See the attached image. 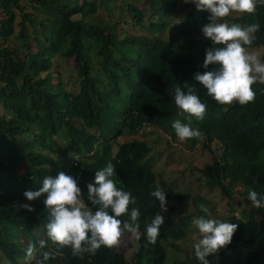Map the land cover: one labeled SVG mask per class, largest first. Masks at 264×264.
<instances>
[{"label":"trees","instance_id":"trees-1","mask_svg":"<svg viewBox=\"0 0 264 264\" xmlns=\"http://www.w3.org/2000/svg\"><path fill=\"white\" fill-rule=\"evenodd\" d=\"M28 4L34 12L22 0H0V107L6 111L0 115V259L26 264L27 246L38 248L41 239L47 240V194L30 201L26 191H39L46 176L54 178L63 171L77 179L82 201L94 208L87 199V185L94 182L96 171L112 163L117 187L136 197L141 213L134 257L128 260L117 247H102L95 255L79 258L69 247L55 248L49 241L46 250L55 255L46 264H164L163 240L183 239L191 216H170L157 242H148L146 225L160 204L151 196L158 186L155 152L145 141L117 140L121 134L151 126L185 147L201 142L211 150L212 142L218 145L219 154L206 169V184L229 200L227 222L239 226L231 244L208 257L210 264H264V207L256 208L248 199L249 189L264 194V85L252 86L256 96L247 105H220L195 83L194 74L206 71V50L213 46L201 35L211 13L186 0H28ZM115 10L126 13L141 33L121 36L120 16H102ZM253 23L260 30L247 47L264 44V0H257L253 14L235 17L232 24ZM58 56L74 60L78 91L67 86L60 73L53 75ZM185 83L196 87L206 113L202 121L192 118V127L202 135L181 141L172 123H188V114L175 105L174 88L187 91ZM163 189L171 212L191 198L197 216L205 215L199 205L208 206L210 201ZM233 201L241 207L239 215L233 213ZM194 251L175 264H200Z\"/></svg>","mask_w":264,"mask_h":264},{"label":"clouds","instance_id":"clouds-1","mask_svg":"<svg viewBox=\"0 0 264 264\" xmlns=\"http://www.w3.org/2000/svg\"><path fill=\"white\" fill-rule=\"evenodd\" d=\"M194 3L198 10L211 13L208 23L202 28L205 38L213 46L206 50L203 63L204 72H196L194 81L206 89L207 95L220 105H231L238 102L247 105L256 96L254 84L264 85V63L254 52L247 51L245 46L253 42V34L260 30L258 23L247 26L229 24L225 21L231 13L253 14L257 0H186ZM210 65L215 67L209 69ZM174 88L175 105L187 113L188 123L175 120L172 128L181 141L199 138L202 133L192 127V118L202 121L206 113V104L196 94L194 85L185 83ZM115 167L108 163L106 167L95 172L93 183L87 185V199L94 208L87 207L81 200L82 190L75 177L61 171L56 177L46 176L39 191H26L28 200H35L47 194L44 200L48 215L46 224L47 240L41 239L39 247L29 244L26 248V264H46L54 258L55 253L46 250L51 242L52 247H69L74 257L83 258L85 254L95 255L102 247L112 249L121 243L125 232L137 240L140 239V210L135 207L137 199L130 191L117 187L113 179ZM151 196L160 202L159 211L146 225V237L154 245L165 223L167 212L166 192L160 186L151 192ZM248 199L256 208L264 207V194L249 189ZM130 205L132 206L130 208ZM22 207L34 211L29 204ZM199 208L205 214L193 217L192 225L198 230L199 239L194 245L195 257L200 264H210L208 257L217 254L231 244L238 224L212 219L211 212L205 204ZM127 216V219H121Z\"/></svg>","mask_w":264,"mask_h":264},{"label":"rangeland","instance_id":"rangeland-1","mask_svg":"<svg viewBox=\"0 0 264 264\" xmlns=\"http://www.w3.org/2000/svg\"><path fill=\"white\" fill-rule=\"evenodd\" d=\"M22 3L23 5L28 6L27 10H29L30 13L31 11H35V9H32L28 4V0H22ZM117 4H119V2ZM114 9H116L115 6L113 10ZM243 14L245 13L233 12L225 18V21L232 24L235 17ZM118 15L120 16L119 29L121 36H124L125 34L128 35L129 33H141L142 30L131 26V21L126 13L119 14L118 10H115L114 13L109 16L107 15V12H102V16L105 19H117ZM175 17L176 15L173 16L174 19ZM241 26H246V24H242ZM201 35H203V32H201ZM245 47L247 51L256 53L261 60V55L264 52V44L258 47ZM261 62L264 63L262 60ZM74 63L73 59L66 60L62 56H58L52 72L54 73L53 75H56V72L60 73L64 83L72 90L78 91L79 80L76 76ZM5 112L6 111L0 107V115ZM131 138L145 141L152 146L155 152L153 155L155 160L153 170L156 173V183L158 186L162 188L171 187L176 191L190 192L193 197L199 195L210 201V204L207 206L211 212L210 218L227 222L228 215L231 213L228 203L229 200L221 195L220 190L217 187H209L206 184V169L212 164L214 156L217 157L219 154L216 150L218 145L215 142L211 143V150L203 146L201 142L196 144L194 148L185 147L182 143L166 136L162 131L151 126H144L136 133L121 134L117 140L118 142H124ZM231 204L234 208L233 213L239 215L241 207L234 201L231 202ZM167 208V212L161 213L165 216V223L170 216H173L175 219L187 215L191 216L183 239L177 241L169 239L163 240V245L166 250V260L164 264H175L176 261L182 260L187 255H190L195 243L199 239L198 230L192 225L193 217L198 216L191 198L184 200L182 205L178 206L174 212H171L170 209L171 202L167 201ZM136 243L137 239L131 236V234L125 232L124 236L121 238V243L117 246V251L123 254L126 259L131 260L134 257ZM171 243L179 245L180 248L176 249ZM0 263L8 264L5 258H1Z\"/></svg>","mask_w":264,"mask_h":264}]
</instances>
